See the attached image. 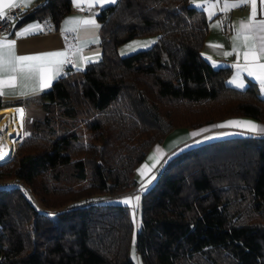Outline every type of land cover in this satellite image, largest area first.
Wrapping results in <instances>:
<instances>
[{"label":"trees","instance_id":"16d2710c","mask_svg":"<svg viewBox=\"0 0 264 264\" xmlns=\"http://www.w3.org/2000/svg\"><path fill=\"white\" fill-rule=\"evenodd\" d=\"M71 0H42L17 26H57ZM102 55L67 66L23 105L29 133L0 161V264H138L131 206L148 149L176 127L233 115L264 121L255 80L237 86L230 65L201 49L210 18L190 0H116L98 13ZM157 34L126 54L119 45ZM14 107V106H13ZM19 117L16 120L19 130ZM135 249L143 264H264V134L196 142L166 159L141 194Z\"/></svg>","mask_w":264,"mask_h":264},{"label":"crops","instance_id":"0c3cea01","mask_svg":"<svg viewBox=\"0 0 264 264\" xmlns=\"http://www.w3.org/2000/svg\"><path fill=\"white\" fill-rule=\"evenodd\" d=\"M41 1L42 0H31L30 3L25 4V0H13V4L11 6L20 5L23 7V10H25L39 5ZM225 2L233 4L236 3L237 0H206L204 3H198V6L203 7L207 16L210 18L206 31L205 42L202 47V54H204V56L214 65H230L231 72L228 76V80L232 84L245 86L251 80H255L260 86L261 93L264 95V84H262L255 76L249 75L247 71L243 70L245 65L243 52L247 51V48L245 47V36L248 37L247 44L250 46L255 45L258 51L260 44L259 37L264 35V33H260L255 27L250 29L243 28L245 23H249V17L251 14L250 4L246 6L242 5L240 7H233L225 11L223 10ZM210 5H215V7H210ZM11 6L4 5L3 11L6 12ZM101 7V5H95L90 8L86 3L81 4L78 7L73 3V0H71L70 10L61 17L57 26H54L51 19L48 17L43 19H33L18 26L16 25L15 30L10 32L7 36H0V40L4 42L14 40L16 42V55H35L44 52L58 51L65 52L67 54L65 63L60 66V72L56 76L58 77L67 70V66L69 65L75 68H84L88 62L97 60L101 57L102 46L100 20L97 16ZM89 19L94 20L95 24L83 23L84 20ZM256 19H264V4H261L260 0H257ZM35 25H39L41 30L34 31L32 34L24 36L18 35L21 31L29 28V26ZM234 47L236 48V51H233ZM3 51L6 52L7 49H4ZM226 52H230L232 54L225 55ZM237 52L240 53L239 56H237ZM258 63H264V58L260 59ZM237 64L240 65V69L235 67ZM238 72L239 78L237 79ZM53 80L51 81V84ZM33 89H35V91H33ZM40 90L42 89H40L37 80L22 79L18 75L15 87H6L4 91L7 94L3 96L5 98H17ZM6 107L22 108L23 105H12ZM19 117H21V115ZM22 121L23 119L19 124L18 131L10 132V135L13 138V152L16 149L17 142L21 141L24 136ZM228 121H252L257 125L264 127V121L252 116L233 115L211 123L193 127L194 130L193 128H189L191 130H186L188 127H182L181 129L183 130L179 132V127L173 128L168 132L163 140L156 141L151 145L145 157L138 164L136 172L139 182L134 187L133 191L121 193L118 197H121L123 201L127 197H140L142 192L156 179L158 171L166 159L182 148L196 143L195 139L199 136L216 130H224L230 135L250 132L243 127L233 125L214 127L215 125L226 124ZM194 133H196V135H193ZM251 133L264 134L261 132ZM150 157H152V159H150ZM145 165L147 166L146 168H144ZM142 168H144L143 176L141 175V172L138 171ZM136 203L137 202L135 200L132 201L133 205ZM130 206L132 208V205ZM138 221L139 224L140 220Z\"/></svg>","mask_w":264,"mask_h":264},{"label":"snow or ice","instance_id":"6c2138e0","mask_svg":"<svg viewBox=\"0 0 264 264\" xmlns=\"http://www.w3.org/2000/svg\"><path fill=\"white\" fill-rule=\"evenodd\" d=\"M31 0H25V4L30 3ZM73 3L78 7L81 4H87L90 8L95 5H101L107 3H116V0H73ZM261 4H264V0H260ZM13 4V0H0V17H3L4 11L3 6ZM251 6V14L249 17V23L243 25L244 29H250L255 27L260 33H264V19L257 20V0H237L236 3L229 4L225 2L223 10L227 11L233 7H240L242 5ZM210 7H215V5H210ZM214 14V13H212ZM84 24H95L94 20H84ZM40 26H29V28L18 33L20 36L32 34L34 31H39ZM248 37L245 36V47L247 51L243 52V58L245 65L243 70L247 71L249 75L255 76L257 79L264 84V63H258V61L264 58V35L259 37L260 44L257 51L255 45L247 44ZM15 41L9 40L4 42L0 40V96L6 95L4 91L6 87H15L17 77L19 75L22 79H35L37 80L40 89L49 87L51 81L56 78L60 72V66L65 63L66 53L62 51L58 52H44L35 55H16L15 53ZM149 43H154V41L144 42V46H147ZM131 47V46H130ZM7 49V51H3ZM233 51H236L234 47ZM232 53L226 52L225 55H231ZM240 53L237 52V56ZM240 69V65H235ZM239 78V72L237 73V79ZM242 86V85H241ZM35 91V89H33ZM23 94V93H21ZM18 113L23 116L22 110H17ZM227 125H233L238 127H243L250 132H261L264 133V127L257 125L252 121H228L226 124L215 125L214 127H225ZM2 130V129H0ZM193 135H196L194 133ZM2 158V156H0ZM152 159V157H150ZM154 166V165H153ZM147 166L145 165L144 168ZM144 168L138 170L141 172V175H144ZM135 200L137 203L132 204V201ZM140 200L139 196L127 197L123 201L125 204L132 205L133 211L131 213L133 217V222L136 220L135 208L138 207V202Z\"/></svg>","mask_w":264,"mask_h":264},{"label":"rangeland","instance_id":"374dc122","mask_svg":"<svg viewBox=\"0 0 264 264\" xmlns=\"http://www.w3.org/2000/svg\"><path fill=\"white\" fill-rule=\"evenodd\" d=\"M206 0H190L191 3L193 4H196L198 5V3H204ZM157 39V34L156 33H153V34H147V35H140V36H136L132 39H129L127 41H124L122 42L118 49H119V53L120 54H126V53H129V52H132V51H135V50H138V49H141V48H145V47H148L150 46L152 43H149L147 44V46H144V42H149V41H155ZM131 46V47H130ZM201 52H202V49H201ZM204 55V54H203ZM216 65V64H215ZM23 108H24V111H23ZM22 112H23V115L24 117L22 116L20 121H19V124L21 122V120L23 119L22 121V127H23V133H24V136L23 138L29 133V130H27V127H26V122H27V118H28V115L29 116H33L35 114H40L42 112V109L40 107H31L30 109H28L26 111V108L23 106L22 107ZM27 117V118H26ZM17 126V125H16ZM182 127H179V132H181L183 129H181ZM189 128H193V127H188V129L186 130H191ZM194 130V128H193ZM225 135H230V134H227L224 130H216L214 132H211V133H207L205 135H202V136H199L195 139L196 142H202L204 140H208V139H212V138H215V137H222V136H225ZM12 138V136H11ZM23 140V139H22ZM21 140V141H22ZM169 140H170V137H169ZM12 141H13V138H12ZM17 142L16 144V148L17 146L19 145V143L21 142ZM13 149H14V146H13ZM15 152V150H14ZM14 152L9 156V157H12ZM8 157V158H9ZM134 188L128 190L129 192L130 191H133ZM109 199L111 201H123L121 197H118V196H112V197H109ZM140 200H141V196H140ZM139 200L138 202V207L135 208V212H136V220H135V223H134V229H133V232H132V239H131V254L133 256V258L135 259V261L138 263V264H143L142 262V259H141V256H140V253L136 251L135 249V245H134V241H135V234H136V231L138 229V220H140V214H141V201ZM133 211V208L131 210V212Z\"/></svg>","mask_w":264,"mask_h":264},{"label":"bare ground","instance_id":"6f19581e","mask_svg":"<svg viewBox=\"0 0 264 264\" xmlns=\"http://www.w3.org/2000/svg\"><path fill=\"white\" fill-rule=\"evenodd\" d=\"M17 110L22 108H2L0 109V161L8 158L13 152V141L10 135L11 131H16L15 121L20 116Z\"/></svg>","mask_w":264,"mask_h":264},{"label":"built area","instance_id":"2783aa9c","mask_svg":"<svg viewBox=\"0 0 264 264\" xmlns=\"http://www.w3.org/2000/svg\"><path fill=\"white\" fill-rule=\"evenodd\" d=\"M23 7L20 5L11 6L3 17H0V36H7L15 30L17 21L22 17Z\"/></svg>","mask_w":264,"mask_h":264}]
</instances>
